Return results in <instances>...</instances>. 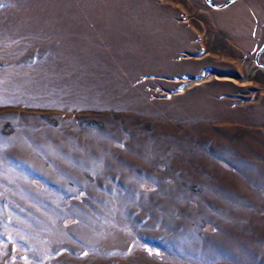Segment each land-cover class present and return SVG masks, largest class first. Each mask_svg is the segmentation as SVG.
I'll list each match as a JSON object with an SVG mask.
<instances>
[{"label": "rangeland", "instance_id": "374dc122", "mask_svg": "<svg viewBox=\"0 0 264 264\" xmlns=\"http://www.w3.org/2000/svg\"><path fill=\"white\" fill-rule=\"evenodd\" d=\"M263 45L264 0H0V264H264Z\"/></svg>", "mask_w": 264, "mask_h": 264}, {"label": "water", "instance_id": "95a60500", "mask_svg": "<svg viewBox=\"0 0 264 264\" xmlns=\"http://www.w3.org/2000/svg\"><path fill=\"white\" fill-rule=\"evenodd\" d=\"M239 1H242V0H229L228 2H226L222 5H218V4L214 3L213 0H205L206 4L215 10H224V9L230 7L231 5H233ZM263 54H264V45L261 47V50H259L256 54L255 63L258 66L259 70H264V64L260 63L261 56Z\"/></svg>", "mask_w": 264, "mask_h": 264}, {"label": "bare ground", "instance_id": "6f19581e", "mask_svg": "<svg viewBox=\"0 0 264 264\" xmlns=\"http://www.w3.org/2000/svg\"><path fill=\"white\" fill-rule=\"evenodd\" d=\"M161 16H162V15H161ZM161 16H160V17H161ZM229 17H232V16H230V15H225V16H222L221 19L223 18V20H224V19L229 18ZM155 19H156L155 21L159 20V19H157V17H156ZM150 21H151V20H150ZM151 23H152V22H151ZM156 23H157V22H156ZM166 23H167V22H166ZM145 24H146V23H145ZM153 24H154V23H153ZM146 25H147V24H146ZM150 27H151V26H150ZM169 27H170V28H171V27L173 28V26L170 25V24H169ZM145 30H146V29H145ZM167 32H168V31H167Z\"/></svg>", "mask_w": 264, "mask_h": 264}]
</instances>
